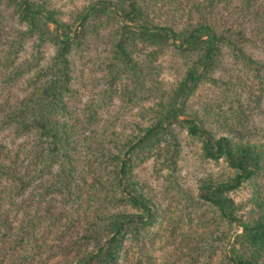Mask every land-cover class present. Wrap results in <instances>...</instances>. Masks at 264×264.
<instances>
[{
  "label": "rangeland",
  "instance_id": "obj_1",
  "mask_svg": "<svg viewBox=\"0 0 264 264\" xmlns=\"http://www.w3.org/2000/svg\"><path fill=\"white\" fill-rule=\"evenodd\" d=\"M28 1L73 26L74 31L82 17L87 16L88 29L76 36L87 37V44L74 46L68 55L72 79L65 94L67 111L57 117L61 123L72 125L78 136L70 138L71 149L67 152L76 166L72 176L68 175L63 168L66 152L58 150L52 169L37 164L38 158L51 154L44 150L46 142L34 130H19L20 125L15 122L6 124V117H16L15 110L21 111L22 103L39 97L43 84L39 71L53 67L57 47L50 38L52 26L47 29L39 24L32 29L20 22L17 3L0 0V264H71L99 245V218L118 214L146 217L126 196L109 191V182L119 166L116 155L136 146V138L175 107L183 116L164 124L166 131L132 149L124 161L128 168L123 180L125 191L150 200L156 218L149 226L125 227L118 263L226 264L224 260L231 255L242 223L253 218V197H264V178L246 182L227 194L235 206L236 221H230L215 206L199 198V188L204 182H225L233 172L224 161L206 160L199 140L187 134L181 121L196 115L215 137L228 136L234 144L258 146L264 143V101L251 109L250 133L245 138L236 136L216 123L217 114L227 115L233 110L231 103L218 101L224 95L222 84L203 81L178 98L187 72L200 70L196 65L200 54L182 51L177 42L175 46L162 41L150 44L135 30L123 28L124 22L115 12L122 0ZM152 1L154 25L184 31L197 21L188 14L190 4L182 3L184 10L178 12L174 0ZM243 1L220 0L212 12L216 13L217 23L241 25L251 40L260 37L256 35V25L238 17L240 12H233ZM251 1L255 6L259 0ZM102 2L110 3L107 10ZM197 2L207 6L204 0ZM260 13L264 17V9ZM221 29L216 24L215 30ZM118 37L134 39L129 62L119 61L113 53ZM245 51L264 63V51L254 43ZM222 59L214 79L224 81L230 74L251 76L232 60L229 52ZM88 118L94 119L90 125L85 124ZM89 132L95 133L88 141L91 148L73 146ZM88 159L94 164L90 174L86 170ZM91 175L99 184H92ZM19 176L34 179L21 190ZM65 179L70 183L69 189L62 187ZM82 182H86L81 190L83 199L73 204L78 200ZM77 204L80 207L75 210Z\"/></svg>",
  "mask_w": 264,
  "mask_h": 264
},
{
  "label": "trees",
  "instance_id": "obj_2",
  "mask_svg": "<svg viewBox=\"0 0 264 264\" xmlns=\"http://www.w3.org/2000/svg\"><path fill=\"white\" fill-rule=\"evenodd\" d=\"M12 1L17 3L16 12L20 22L26 23L32 29L39 26V24L47 29L52 26L50 38L57 49L53 67L39 71L41 73L39 80L43 83L39 97L30 103H22L21 111L20 109L15 110L16 117H14V114L6 117V124L15 122L18 126L20 125L19 130L25 131L26 128L34 130L37 132V136L46 142L48 146L44 150L51 154L46 153L42 158H38L37 162V164H42L44 168L52 169L54 167L57 162V158H55L57 150L66 152V154L63 153L67 159L63 168L68 175L72 176L76 162L67 156V152L71 149L70 138H76L77 135H75L72 125L70 126L65 122L61 123L57 120V117L59 113L67 111L65 94L69 91L72 79L68 55L74 46L83 45L87 41V37H76L77 34L83 35V31L88 29L85 24L87 16L82 17L78 29L74 31L73 26L69 27L67 24L60 22L51 12L46 11L34 2L28 0ZM204 1L207 6L197 2V0H174V2H177L175 10L178 12L184 10L185 6L182 5L190 4L188 14L193 15V18L197 20L196 23L188 25L184 31H174L167 26L154 25L152 10L155 3L152 0H122L117 5L119 8L115 6V12L121 22H124L123 28L135 30L141 34V38L150 44L162 41L165 43L171 42L175 46L177 42L182 51L198 52L200 57L196 65L200 67V70L193 68L187 72L184 85L179 87L178 98L186 96L203 81L222 84L224 95L218 101L231 103L233 110L228 112L227 115L225 113L217 114L216 123L219 127L228 129L230 133L245 138L244 136L250 133L249 128H252V117L250 116L252 107L264 101V67H262L264 63L252 59L245 51V47L253 43L257 46V49L264 51V17L260 13L264 9V1H256L255 6H252L251 0H244L237 5L239 6L237 8H233L234 5L228 6L231 9L233 8L234 13H241L238 17L244 20L248 19V22L256 25V35L260 37H252L251 40L250 37L245 36L244 28L241 25H228L227 21L223 24L217 23L216 13H213L212 10L220 0H215L217 3L214 0ZM102 4H104V10H107V6L110 5L106 2H102ZM201 5H204V7H201ZM234 9L237 11H234ZM229 16H233L232 12ZM216 24H219L222 28L220 31L215 30ZM133 41L134 39L131 37H118L114 40L113 53L119 61L129 62V49ZM258 46L260 47L258 48ZM226 52H229L232 60L241 64L251 76L243 78L239 75L230 74L224 81L214 79L213 74L216 70L221 69V61ZM178 115L183 116L179 107L167 110L157 122L143 131L142 137L136 138L138 140L136 146L120 151L116 155L119 159V166L115 171L114 178L109 182V191L113 195L126 196L128 202L139 211H143L146 217L118 214L111 218H99L97 221L101 224L98 231L99 245L94 252L78 256L79 258L77 257L71 264H119V251L121 241L124 238L125 227L131 224L140 227L149 226L155 220L156 213L153 212V205L150 200L136 193L125 191L127 187L123 180L126 177L128 168L127 163L124 161L132 152V149L145 144L147 141H153L161 132L166 131L163 125L172 122L173 119L177 120ZM13 118H16V121ZM88 119L85 120L86 125H90L94 120L92 118ZM181 122L185 124L187 134L199 140L203 157L206 160L212 162L224 161L233 172V176L225 182H204L199 188V198L203 202L215 206L230 221H236L233 215L235 206L232 199L227 197V194L239 189L246 182L264 178V143L258 146L234 144L228 136L215 137L196 115H188ZM250 125L251 127H249ZM93 135H95L94 132H89L88 136H84V139L80 138L76 144L73 143V146L91 148L88 141L94 137ZM136 139H134V142ZM91 154L95 155L94 152ZM88 162L86 170L90 174L94 164H90V159H88ZM93 176L90 177L92 184H99ZM17 179L21 190H23V188L25 189L30 185L34 177L24 179L19 176ZM86 182H82L77 196L78 200H74L73 204L83 199L81 190ZM69 186L70 183L65 179V184L62 187H68L69 189ZM253 204V218L246 223H242V232L237 236L231 255L224 260L226 264H264V197L254 196ZM75 207V210H77L80 206L77 204Z\"/></svg>",
  "mask_w": 264,
  "mask_h": 264
}]
</instances>
